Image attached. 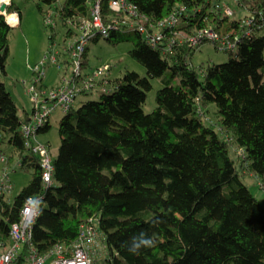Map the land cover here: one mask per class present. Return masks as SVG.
<instances>
[{
	"label": "trees",
	"instance_id": "obj_1",
	"mask_svg": "<svg viewBox=\"0 0 264 264\" xmlns=\"http://www.w3.org/2000/svg\"><path fill=\"white\" fill-rule=\"evenodd\" d=\"M57 1L38 0L53 42L50 17L58 16L74 36L81 19L92 16L90 0H61L54 12L45 9L44 3ZM130 1L145 15L148 31L163 30L164 39L152 44L134 18L124 22L125 13L102 0L110 26L104 37L132 40L131 52L149 74L127 70L113 77L109 64L105 79L112 90L65 112L52 184L44 182L41 155L23 132L31 114L20 115L3 79L13 26L0 12V142L10 145L2 148L9 175L16 165L33 169L18 194H0V238L20 219L28 197L40 194L33 239L41 250L73 243L82 224L97 217L105 264H264V203L243 180L252 172L264 187V0H228L231 14L222 0ZM14 11L21 13L11 0L7 12ZM174 11L179 20L173 27L158 22ZM242 23L250 33L223 62L194 64L196 48L179 42L204 26L228 34L242 31ZM102 36L94 33L90 40ZM87 49L83 67L89 65ZM156 76L165 84L157 107L146 112ZM50 126L48 121L38 133Z\"/></svg>",
	"mask_w": 264,
	"mask_h": 264
},
{
	"label": "built area",
	"instance_id": "obj_2",
	"mask_svg": "<svg viewBox=\"0 0 264 264\" xmlns=\"http://www.w3.org/2000/svg\"><path fill=\"white\" fill-rule=\"evenodd\" d=\"M92 4V16L82 18V25L74 38L63 45V49H58L54 46V50L50 51V59L53 62L59 63L58 54L63 56L69 52L73 61L72 74H65L62 81L55 87L49 90H44V97L37 89V86L29 88V92L36 102L34 111L31 114L30 120L24 124L23 132L27 136V145H31L33 150L41 155V164L43 167L44 182L52 184L54 182V162L50 144L40 141L37 137L38 129L49 121V117L57 106H61L65 111L69 110L74 104V100L81 92L93 91L95 89L103 91H111L113 86L110 80L105 79L108 76L110 66L108 63L100 64L95 69L93 74H84L83 54L94 33L106 36L110 29L108 23L104 20V12L102 9V0H90ZM111 8L122 10L125 13L123 21L130 23L129 19H135L137 28L148 35L150 42L156 45L164 39L163 30L148 31V26L145 24V15L140 14L138 7L130 0H109L108 4ZM228 13H232L231 7L228 5V0H222L221 4ZM182 9L186 7L182 6ZM171 13L165 16L162 20H158L163 25L173 27L179 20V14ZM7 20L9 15L16 13L19 22V12H5ZM49 20H53L51 17ZM252 18L248 19L246 24H251ZM246 24L242 23V31L232 30L228 34H222L217 29L204 26L198 31L181 37L180 43L186 41L195 48L199 47L207 40L213 41L216 46L224 50H236L238 43L243 34H249L251 29L246 28ZM133 25V24H132ZM155 23L151 25L153 27ZM168 42V46L172 47V42ZM56 44V42H55ZM54 44V45H55ZM43 60L45 64L49 59ZM69 57V56H68ZM61 64L59 63V66ZM43 73H40L41 79ZM7 154L0 148V194L10 193L13 182L7 172ZM43 196L40 194L31 195L26 200L22 210L21 217L18 221L11 224L4 238H0V264H96L97 257L101 256V250L106 249V244L102 239V233L99 229L97 217H91L84 222L81 227L78 238L71 244L64 242H55L48 249L41 250L33 239L34 224L40 213Z\"/></svg>",
	"mask_w": 264,
	"mask_h": 264
},
{
	"label": "rangeland",
	"instance_id": "obj_3",
	"mask_svg": "<svg viewBox=\"0 0 264 264\" xmlns=\"http://www.w3.org/2000/svg\"><path fill=\"white\" fill-rule=\"evenodd\" d=\"M16 2L20 6V19L16 25H12L10 53L6 66L7 72L3 74V79L18 102L20 115L24 117L26 113L32 114L36 105L29 92V88L34 85L37 86V89L41 92V96L44 97V90L57 86L62 81L63 75L72 74L73 63L65 60L68 56L58 54L60 58L59 63L61 64L59 66V63L53 62L50 59V51L54 50V46L58 49H63V45L73 39L74 36L66 34L67 25H64L62 20L54 15L53 25L56 36L53 42L51 39V34H53L52 27L47 25L45 16L38 7V0H16ZM59 2L61 0L52 4L44 3V7L48 11L54 12ZM9 24L11 25L10 22ZM69 26L76 29L71 22L68 24ZM134 47L135 43L132 40L112 42L104 36L99 37L97 40H90L87 49L89 65L83 67L82 71L84 74H93L94 69L98 65L108 63L112 65L113 77H120L127 70H136L141 75H148L149 70L147 66L133 56L131 50ZM48 55L47 59L49 61L44 64L43 60ZM191 56L193 63L199 65L209 60L217 62L226 61L229 59L230 54L227 50L218 48L213 41L207 40L200 47L196 48ZM40 73H43L41 79H39ZM168 73L169 71L165 75H168ZM151 80L153 87L148 91V97L144 103L146 112H151L157 107L158 89L165 84L163 78L160 76L152 77ZM179 81V77L173 79L174 83H178ZM101 94L102 90L99 89L81 92L74 100V106L78 107L87 100L100 99ZM65 112L60 105L57 106L49 117L50 128L47 131L39 132L37 135L40 141L50 144L54 158L57 157L60 150V120ZM9 146L7 141L0 142L1 148L8 149ZM10 175L13 180V187L9 193V197L12 198L19 193L23 186L28 184L33 175V169H26L16 165L15 168H11ZM243 180L258 199L264 203V187L259 177L255 173L248 172L243 177ZM106 254L107 250L102 249L101 256L97 257L96 264H105L104 259Z\"/></svg>",
	"mask_w": 264,
	"mask_h": 264
},
{
	"label": "bare ground",
	"instance_id": "obj_4",
	"mask_svg": "<svg viewBox=\"0 0 264 264\" xmlns=\"http://www.w3.org/2000/svg\"><path fill=\"white\" fill-rule=\"evenodd\" d=\"M2 1H5V0H0V4L2 3ZM6 1H9V0H6ZM17 20H18V16L16 13H12L9 15V21L10 22L16 23Z\"/></svg>",
	"mask_w": 264,
	"mask_h": 264
},
{
	"label": "water",
	"instance_id": "obj_5",
	"mask_svg": "<svg viewBox=\"0 0 264 264\" xmlns=\"http://www.w3.org/2000/svg\"><path fill=\"white\" fill-rule=\"evenodd\" d=\"M8 2H4V3H2V4H0V12H2V13H5L6 12V9H7V6H8Z\"/></svg>",
	"mask_w": 264,
	"mask_h": 264
},
{
	"label": "crops",
	"instance_id": "obj_6",
	"mask_svg": "<svg viewBox=\"0 0 264 264\" xmlns=\"http://www.w3.org/2000/svg\"><path fill=\"white\" fill-rule=\"evenodd\" d=\"M6 1V0H5ZM5 1H2V2H5ZM9 3H11V0L8 1Z\"/></svg>",
	"mask_w": 264,
	"mask_h": 264
},
{
	"label": "clouds",
	"instance_id": "obj_7",
	"mask_svg": "<svg viewBox=\"0 0 264 264\" xmlns=\"http://www.w3.org/2000/svg\"><path fill=\"white\" fill-rule=\"evenodd\" d=\"M2 4V3H1ZM6 12H7V9H6ZM7 13H9V12H7ZM5 15H6V13H4ZM8 21V20H7Z\"/></svg>",
	"mask_w": 264,
	"mask_h": 264
}]
</instances>
